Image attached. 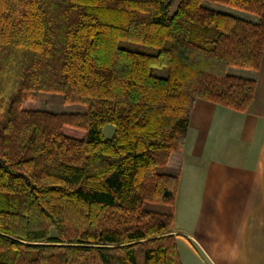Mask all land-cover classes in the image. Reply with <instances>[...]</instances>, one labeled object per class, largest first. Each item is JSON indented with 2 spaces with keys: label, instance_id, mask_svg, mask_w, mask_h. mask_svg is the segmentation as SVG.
<instances>
[{
  "label": "trees",
  "instance_id": "16d2710c",
  "mask_svg": "<svg viewBox=\"0 0 264 264\" xmlns=\"http://www.w3.org/2000/svg\"><path fill=\"white\" fill-rule=\"evenodd\" d=\"M172 4L0 0V264H181L179 172L162 170L196 100L250 107L255 79L229 70L259 71L264 0ZM37 92L85 110H39Z\"/></svg>",
  "mask_w": 264,
  "mask_h": 264
},
{
  "label": "crops",
  "instance_id": "0c3cea01",
  "mask_svg": "<svg viewBox=\"0 0 264 264\" xmlns=\"http://www.w3.org/2000/svg\"><path fill=\"white\" fill-rule=\"evenodd\" d=\"M241 77L256 81L248 110L196 100L167 164L179 172L171 232L181 264H264V51L259 71Z\"/></svg>",
  "mask_w": 264,
  "mask_h": 264
},
{
  "label": "rangeland",
  "instance_id": "374dc122",
  "mask_svg": "<svg viewBox=\"0 0 264 264\" xmlns=\"http://www.w3.org/2000/svg\"><path fill=\"white\" fill-rule=\"evenodd\" d=\"M181 2V0H173V4L171 6L170 12L173 13L176 10V7L178 4ZM203 6L209 9H212L214 11L218 12H223V13H228L231 15L239 16V17H244L247 19L255 20V17H251V15H248L246 13L221 6L215 3H210V2H203ZM243 19V18H242ZM246 71L244 70H239V69H231L230 74L231 75H239L242 76ZM154 74L158 76H165L166 71L164 69L160 70H155ZM37 100L34 101L33 107L47 111V112H52V113H61V112H67V113H83L85 108L80 105H72V106H66L62 104V97L61 95L58 94H51V93H44V92H37L36 95ZM114 133V128L111 125H106L102 129V134L105 139H111ZM168 169L162 170V172L167 171ZM169 171V170H168ZM174 173V171H171V173ZM176 172V171H175ZM145 209H148L152 212H158V213H167L170 211L169 206L161 205V204H154V203H146L144 205Z\"/></svg>",
  "mask_w": 264,
  "mask_h": 264
}]
</instances>
